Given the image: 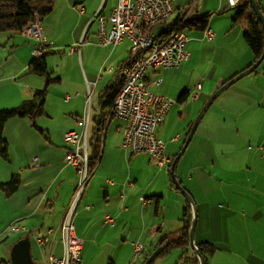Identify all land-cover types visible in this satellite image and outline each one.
I'll list each match as a JSON object with an SVG mask.
<instances>
[{"label": "crops", "instance_id": "crops-1", "mask_svg": "<svg viewBox=\"0 0 264 264\" xmlns=\"http://www.w3.org/2000/svg\"><path fill=\"white\" fill-rule=\"evenodd\" d=\"M119 1L54 0L52 11L42 18L47 69L51 78H58L48 85L45 75L29 70L35 41L20 31L0 32V111L17 108L37 90L46 89L45 114L33 119L16 116L5 124L8 157L0 155V184L14 174H19L21 183L11 195L0 188V234L15 221L24 227L22 238L30 239L59 226L79 178L77 170L64 162V134L85 130L79 118L89 117V154L97 158L74 213L75 233L83 247L80 261L71 264H144L160 242L181 236L183 214L192 221V207L173 184L171 167L157 166L145 152L125 149L123 120L113 117L102 124V130L99 127L108 111L103 106L104 95L124 73L131 42L124 38L115 46L98 44L96 15H109ZM257 4L264 15V0ZM237 11L238 6H230L229 0L174 1L172 22L184 12L187 20L209 15L207 27L215 35L207 40L202 30L185 27V33L190 30V35L186 33L188 58L178 68L156 66L147 71L148 89L177 102L156 131L166 143L165 154L171 164L201 106L224 83L257 61L244 37L252 8H246L242 16ZM166 30L154 33L151 28L156 37ZM58 52L61 65L51 71L48 56ZM241 79L226 89L227 95L222 94L225 90L219 95H223L221 101L219 96L214 100L222 103L221 113L208 116L206 111L176 164L177 178L197 207L195 242L214 246L212 254L205 253L206 264H216L209 258L215 257L218 246L230 249L242 264H264V160L260 149L264 145V60ZM54 83L68 87L53 92L58 103H48V88ZM183 93L187 99L179 101ZM195 93L197 98H193ZM43 118L60 121L55 133ZM106 216L111 220L106 221ZM136 242L143 244L139 254ZM175 248L184 253V264H200L189 244L165 248L159 257ZM46 249L61 256L60 235ZM243 249L252 253L253 259L245 261L240 254ZM226 263L240 264L233 259Z\"/></svg>", "mask_w": 264, "mask_h": 264}, {"label": "built area", "instance_id": "built-area-1", "mask_svg": "<svg viewBox=\"0 0 264 264\" xmlns=\"http://www.w3.org/2000/svg\"><path fill=\"white\" fill-rule=\"evenodd\" d=\"M174 1L120 0L109 15H96L99 22L98 44L115 46L124 38L131 42L128 57L130 62L124 69L122 87L105 114L104 124L113 117L123 120L126 126L122 146L132 153L145 152L157 166L168 168L171 167V159L165 154L166 143L157 136L156 131L176 100L152 93L147 87L146 77L150 68L156 66L166 69L178 68L189 56L186 49L188 37L184 31L187 20L185 14L180 15L174 23L173 37H156L151 32L152 26L160 23L163 17L173 15ZM241 2L242 0H229V5L236 7ZM80 11L84 12V7L81 6ZM20 32L35 41L33 57H39L44 53L47 44L38 13H34L33 19ZM214 35V31L209 27L203 30V36L207 40L213 39ZM197 97L198 93H195L193 98ZM88 120L89 117L79 118L85 130H70L64 134L66 144L64 162L77 170L79 178L74 196L59 226L48 228L45 233L35 237L37 244L45 249L60 235L63 254L56 256L51 250H45V264H71L80 261L83 243L75 233L73 218L81 200L80 191L82 187L87 186L94 172V167L91 168L89 163ZM260 149L264 160V145L260 146ZM105 219L111 220L108 216ZM10 228L15 233L24 229L15 223L11 224ZM142 248L141 242L135 243L136 254H139Z\"/></svg>", "mask_w": 264, "mask_h": 264}, {"label": "trees", "instance_id": "trees-1", "mask_svg": "<svg viewBox=\"0 0 264 264\" xmlns=\"http://www.w3.org/2000/svg\"><path fill=\"white\" fill-rule=\"evenodd\" d=\"M258 1L260 3V0ZM53 2L54 0H0V32L21 31L33 19L34 13H38L42 20V18L45 15L49 14L52 11ZM248 7H251L250 2L249 0H245L243 4H240L238 6L237 15L238 16L244 15L245 10ZM177 18L168 25V29L164 34H162L163 36L171 32L172 27L176 22ZM208 20H209V15H200L192 20H186L185 27L193 25L195 29L203 31L208 26ZM244 37L249 47L251 48L255 56V59L258 60L261 57L264 49V29L262 27L261 22L257 18L256 14L253 12V10L250 13L249 23L247 29L245 30ZM129 62L130 59L127 58L124 62V69L127 66V64H129ZM29 70L39 75H45L47 79L46 80L47 85L50 84L51 81L58 79V78L50 77L51 72L47 69V65L45 61V53H43L39 57L36 58L33 57L29 65ZM123 77H124V73L121 72L117 78V81L114 82L112 86L108 89V91L105 93L104 96L106 97V101H104V105H103L104 107H107L109 109L112 106L116 95L118 94V92L122 87ZM45 96H46V89L45 88L39 89L34 93L33 97L30 100L25 101L19 107L0 111V155L2 157L4 158L8 157V141L4 135V128L6 122L9 119L16 116H20V117L29 116L30 118L33 119L36 116H41L45 114V108H44ZM186 99H187L186 93H183L180 96L179 101H185ZM103 114L104 112L102 113V116ZM104 118L105 116L102 117V120L99 123V127L101 126L100 130H102L103 128L102 124H104ZM90 142L91 141L88 140V146ZM96 158L97 155L93 157L92 155L89 154V163L91 168L95 167ZM20 183H21V179L19 174H14L9 180L2 182L0 184V188L5 192V194L11 195L14 192H16V190H18ZM183 222L184 225L182 228L181 236H179V238L176 240H172L168 242V246L166 247V249L169 247L185 248L186 246H188L191 216H189L186 213L183 214ZM45 232H40L39 234H43ZM36 236L37 235H34V239ZM197 246L201 251V253L204 255V257H205V253L212 254L214 252L213 245L209 247L210 245L208 244L200 245L197 243ZM150 254L151 252L146 256L144 262L147 260ZM205 262H206V258H205Z\"/></svg>", "mask_w": 264, "mask_h": 264}, {"label": "rangeland", "instance_id": "rangeland-1", "mask_svg": "<svg viewBox=\"0 0 264 264\" xmlns=\"http://www.w3.org/2000/svg\"><path fill=\"white\" fill-rule=\"evenodd\" d=\"M64 16L68 17L69 15L67 13H65ZM172 19H173L172 17H167L166 19L161 20L160 23H157L154 26H152L154 33L159 32V30H161V29L166 30L168 27V24H170L172 22ZM73 23H74V21H72V24ZM65 24L68 26L69 21L65 22ZM173 28H174V26L172 27V29ZM186 33H187V35H190V30L187 29ZM164 37H166V35H164ZM60 56H61V54L59 52L50 54L48 56V58L51 60V66H50L51 71L53 68H58L57 64H58V66L61 65V61H59V63H57L58 59H60ZM205 58L209 59V56H206ZM67 87L68 86L66 83H54V84L50 85V87L48 88V93H47L48 103H58L56 98H54L53 92H64L67 89ZM227 90H225L222 94L227 95L226 94V93H228V92H226ZM221 97L223 98V95ZM222 98H220V96H219L217 98V100L221 101ZM220 104H222V103H213L211 108L208 109L209 111H208L207 115L210 116L213 113L215 114L216 112L218 114L221 113L220 110H222V108L219 107ZM203 106L204 105L201 106L200 111H201ZM227 109H228L227 113H229V108H227ZM216 110H219V111H216ZM200 111H199V113H200ZM197 116H196V118H197ZM43 119H46L47 123H49L51 125L52 132L55 133L57 131V128L60 125L59 124L60 121L59 120H53V119L48 120L47 118H43ZM83 194H82V196H83ZM13 223L19 224L21 226V222H19V221H15ZM11 224L9 225V227L7 228L6 231H4L0 234V264H11V261H10L11 249H12L13 245L19 240V238H22V236H23V234H22L23 231H21L19 233L13 232L12 229L10 228ZM33 237H34V235H33ZM33 237L30 240H31V253H32L34 262H35V264H45V259H44L45 249L41 248L37 244L36 240ZM220 238L226 240V237H220ZM195 241H196V233H195ZM218 248L220 250L216 252L215 257L209 258V259H211V261L213 259L216 261V264H221V263H226L227 260L230 261L233 259L235 261L240 262V264H242L243 261L236 258V254H232L233 252L230 249L227 250L226 249L227 247H222L223 249H221L220 246H218ZM240 254H242L245 257V261H246V259H250V260L253 259L252 258L253 254L250 253L248 250L243 249V251H240ZM182 255H183L182 250L175 248V249L170 250L168 255H166L164 257L157 258L154 264H184V262L181 260Z\"/></svg>", "mask_w": 264, "mask_h": 264}, {"label": "water", "instance_id": "water-1", "mask_svg": "<svg viewBox=\"0 0 264 264\" xmlns=\"http://www.w3.org/2000/svg\"><path fill=\"white\" fill-rule=\"evenodd\" d=\"M251 8L253 12L256 14L257 18L262 24V27L264 29V15L257 4L256 0H249ZM264 60V49L261 57L253 63L250 67H248L246 70L243 72L239 73L236 75L234 78H232L230 81L224 83L219 89H217L211 97L207 100V102L204 104L202 107L200 113L198 114L197 118L194 120L193 125L190 129V132L188 134V137L185 141L184 146L182 147L181 151L178 153V155L175 157L171 164V177L173 180V184L175 185L176 189L179 190L189 201L191 207H192V221L189 229V245L191 248L194 250L195 254L198 256L200 264H206L205 262V257L199 250L196 242H195V230L198 222V212H197V207L195 205V202L189 192L181 185L180 181L177 178L176 175V164L180 157L183 155L185 152L188 144L190 143L197 126L199 122L201 121L202 117L206 113V111L209 109L211 104L214 102V100L224 91L226 90L230 85L235 83L236 81L240 80L244 76L248 75L249 73L253 72ZM168 246V242L162 243L160 242L157 246L156 249L152 252V254L147 258L144 264H151L160 254L161 252ZM10 261L11 264H35L32 253H31V240L29 236L22 238L18 240L12 247L11 253H10Z\"/></svg>", "mask_w": 264, "mask_h": 264}, {"label": "bare ground", "instance_id": "bare-ground-1", "mask_svg": "<svg viewBox=\"0 0 264 264\" xmlns=\"http://www.w3.org/2000/svg\"><path fill=\"white\" fill-rule=\"evenodd\" d=\"M166 18L167 17H163V19H166ZM173 33H174V28L171 30V32L169 34L166 35V37H173ZM162 37H164V36H162ZM84 189H85V187H82V189L80 191V198H82V194L84 193Z\"/></svg>", "mask_w": 264, "mask_h": 264}]
</instances>
